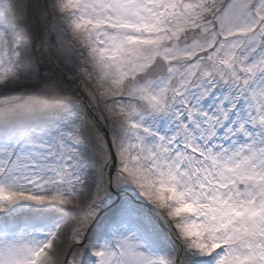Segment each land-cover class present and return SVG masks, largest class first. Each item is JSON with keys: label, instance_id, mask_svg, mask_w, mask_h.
Segmentation results:
<instances>
[{"label": "snow or ice", "instance_id": "snow-or-ice-1", "mask_svg": "<svg viewBox=\"0 0 264 264\" xmlns=\"http://www.w3.org/2000/svg\"><path fill=\"white\" fill-rule=\"evenodd\" d=\"M0 264H264V0H0Z\"/></svg>", "mask_w": 264, "mask_h": 264}, {"label": "rangeland", "instance_id": "rangeland-1", "mask_svg": "<svg viewBox=\"0 0 264 264\" xmlns=\"http://www.w3.org/2000/svg\"><path fill=\"white\" fill-rule=\"evenodd\" d=\"M62 78L64 79V87L69 90H75L83 92V84L76 76L74 72H62ZM69 251L67 247L61 251L59 259L62 261L65 257V253Z\"/></svg>", "mask_w": 264, "mask_h": 264}]
</instances>
